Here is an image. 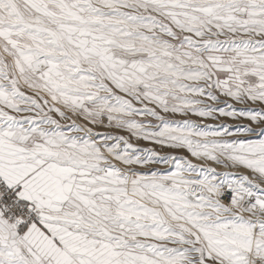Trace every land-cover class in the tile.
I'll list each match as a JSON object with an SVG mask.
<instances>
[{
	"label": "snow or ice",
	"instance_id": "snow-or-ice-1",
	"mask_svg": "<svg viewBox=\"0 0 264 264\" xmlns=\"http://www.w3.org/2000/svg\"><path fill=\"white\" fill-rule=\"evenodd\" d=\"M0 264H264V0H0Z\"/></svg>",
	"mask_w": 264,
	"mask_h": 264
},
{
	"label": "rangeland",
	"instance_id": "rangeland-1",
	"mask_svg": "<svg viewBox=\"0 0 264 264\" xmlns=\"http://www.w3.org/2000/svg\"><path fill=\"white\" fill-rule=\"evenodd\" d=\"M206 123H209V124H218V123H226V124H229V125H235L237 123H246L247 121H233L231 120L230 118H226V117H221L220 120L218 121H205ZM97 131H105V129H97ZM133 143H137L136 141H133ZM139 146L141 147H147V146H150V145H147L146 143L144 142H139Z\"/></svg>",
	"mask_w": 264,
	"mask_h": 264
}]
</instances>
